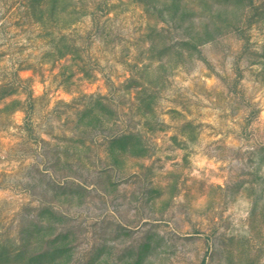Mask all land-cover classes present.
<instances>
[{
  "label": "rangeland",
  "instance_id": "374dc122",
  "mask_svg": "<svg viewBox=\"0 0 264 264\" xmlns=\"http://www.w3.org/2000/svg\"><path fill=\"white\" fill-rule=\"evenodd\" d=\"M0 264H264V0H0Z\"/></svg>",
  "mask_w": 264,
  "mask_h": 264
}]
</instances>
